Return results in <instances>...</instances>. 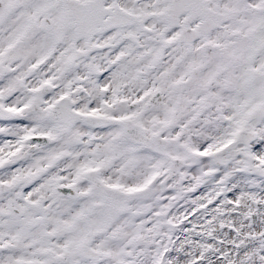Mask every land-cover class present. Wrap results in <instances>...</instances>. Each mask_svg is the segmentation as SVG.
I'll use <instances>...</instances> for the list:
<instances>
[{
	"label": "snow or ice",
	"instance_id": "6c2138e0",
	"mask_svg": "<svg viewBox=\"0 0 264 264\" xmlns=\"http://www.w3.org/2000/svg\"><path fill=\"white\" fill-rule=\"evenodd\" d=\"M0 264H264V0H0Z\"/></svg>",
	"mask_w": 264,
	"mask_h": 264
}]
</instances>
